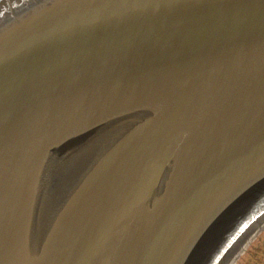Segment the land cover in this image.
Listing matches in <instances>:
<instances>
[{"label": "water", "instance_id": "1", "mask_svg": "<svg viewBox=\"0 0 264 264\" xmlns=\"http://www.w3.org/2000/svg\"><path fill=\"white\" fill-rule=\"evenodd\" d=\"M263 223L264 0H0V264H234Z\"/></svg>", "mask_w": 264, "mask_h": 264}, {"label": "rangeland", "instance_id": "2", "mask_svg": "<svg viewBox=\"0 0 264 264\" xmlns=\"http://www.w3.org/2000/svg\"><path fill=\"white\" fill-rule=\"evenodd\" d=\"M261 234H262V235L264 234V223H263V225H262V229H261L260 233H258V234L256 235V237L258 236L257 238H260V236H262ZM256 237H255V238H256ZM255 238H254V239H255ZM254 239H253V240H254ZM253 240L248 244L246 250L242 253V255H239L238 259H236V261H235L234 264H237L239 260H240V262L242 261V263L245 261V260H243V258H245V257L248 255V253H249L248 248L250 247V245H251V243L253 242ZM259 247H261V248L264 249V243H263V244H260V243H259ZM250 263H253V264H264V253H262V252H260V251H257V253H256V258H255V257H252V258H251V261H249L248 264H250Z\"/></svg>", "mask_w": 264, "mask_h": 264}, {"label": "trees", "instance_id": "3", "mask_svg": "<svg viewBox=\"0 0 264 264\" xmlns=\"http://www.w3.org/2000/svg\"><path fill=\"white\" fill-rule=\"evenodd\" d=\"M259 243L260 244L264 243V235H262V237L258 238L256 241L253 242L250 249H248V251H249L248 255L245 258H243V260H245V261L243 263H242V261L241 262L239 261L237 264H248L249 261H251L252 257L256 258L257 251L264 253V249L259 247ZM250 264H253V263H250Z\"/></svg>", "mask_w": 264, "mask_h": 264}, {"label": "bare ground", "instance_id": "4", "mask_svg": "<svg viewBox=\"0 0 264 264\" xmlns=\"http://www.w3.org/2000/svg\"><path fill=\"white\" fill-rule=\"evenodd\" d=\"M1 10H3V9H1ZM109 14L108 13H106V12H104V13H102L100 16L101 17H103V16H108ZM108 17H110V16H108ZM107 18V17H106ZM48 195V194H47ZM49 199H50V197H48L47 196V198H43L42 199V201H41V209H40V213H39V221L41 220V218H42V216L44 215V213H46L47 211H48V209H49V206H48V202H49Z\"/></svg>", "mask_w": 264, "mask_h": 264}]
</instances>
